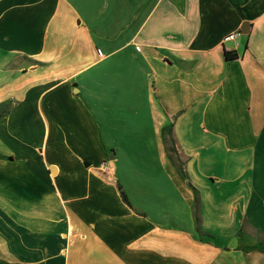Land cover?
<instances>
[{"label": "crops", "instance_id": "crops-1", "mask_svg": "<svg viewBox=\"0 0 264 264\" xmlns=\"http://www.w3.org/2000/svg\"><path fill=\"white\" fill-rule=\"evenodd\" d=\"M6 100L0 264H264V0H0Z\"/></svg>", "mask_w": 264, "mask_h": 264}, {"label": "trees", "instance_id": "trees-1", "mask_svg": "<svg viewBox=\"0 0 264 264\" xmlns=\"http://www.w3.org/2000/svg\"><path fill=\"white\" fill-rule=\"evenodd\" d=\"M226 55L229 57L231 56L230 53L226 52ZM13 105V101L12 100H6V101H3V102H0V118L5 116L6 114H8L11 110V107ZM170 150H175L176 149L173 147V146H170V148H168Z\"/></svg>", "mask_w": 264, "mask_h": 264}, {"label": "rangeland", "instance_id": "rangeland-1", "mask_svg": "<svg viewBox=\"0 0 264 264\" xmlns=\"http://www.w3.org/2000/svg\"><path fill=\"white\" fill-rule=\"evenodd\" d=\"M220 153H221V160H223V161L224 160H231V157H233V155L235 154L233 152V150H230V149L228 150V149H224V148H222L220 150ZM223 170H224V164H221V170L220 171L223 172Z\"/></svg>", "mask_w": 264, "mask_h": 264}, {"label": "built area", "instance_id": "built-area-1", "mask_svg": "<svg viewBox=\"0 0 264 264\" xmlns=\"http://www.w3.org/2000/svg\"><path fill=\"white\" fill-rule=\"evenodd\" d=\"M239 32L235 31V32H231L230 34L225 36V40H231V39H236V37L238 36ZM139 48V47H138ZM100 54L102 55V52H100ZM107 166H104L103 168H105L104 170H106ZM102 168V169H103Z\"/></svg>", "mask_w": 264, "mask_h": 264}, {"label": "water", "instance_id": "water-1", "mask_svg": "<svg viewBox=\"0 0 264 264\" xmlns=\"http://www.w3.org/2000/svg\"><path fill=\"white\" fill-rule=\"evenodd\" d=\"M249 29V24L248 23H244L243 27H242V32L243 33H247Z\"/></svg>", "mask_w": 264, "mask_h": 264}]
</instances>
